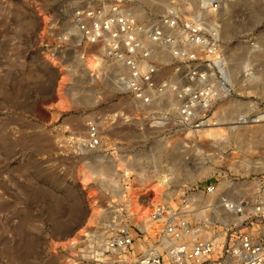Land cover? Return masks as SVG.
<instances>
[{
	"label": "rangeland",
	"instance_id": "obj_1",
	"mask_svg": "<svg viewBox=\"0 0 264 264\" xmlns=\"http://www.w3.org/2000/svg\"><path fill=\"white\" fill-rule=\"evenodd\" d=\"M71 1L0 0V264H80L81 239L73 250L66 244L99 211L96 226L125 184L131 195L156 185L139 209L157 199L188 205L196 217L207 216L204 208L221 194L262 200L264 124L238 125V116L264 108V0H216V12L200 0H131L152 16L173 2L205 9L220 26L233 91L213 109L209 128L171 134L153 129L147 112L116 86V67L84 68L83 54L95 48L61 38ZM95 116L104 149L87 151L78 143ZM210 185L215 195L203 192Z\"/></svg>",
	"mask_w": 264,
	"mask_h": 264
},
{
	"label": "built area",
	"instance_id": "obj_2",
	"mask_svg": "<svg viewBox=\"0 0 264 264\" xmlns=\"http://www.w3.org/2000/svg\"><path fill=\"white\" fill-rule=\"evenodd\" d=\"M200 4L218 10L216 0ZM67 7L61 38L82 50L95 48L105 65L116 67L114 83L147 112L153 129L197 133L214 123L212 111L231 95L233 84L220 26L205 9L187 11L173 2L152 16L131 0H72ZM99 119L88 124L78 143L82 149H104ZM240 122L264 124V108ZM130 189L125 184L113 193L96 226L78 242L80 264H264V197L249 204L221 194L199 217L188 205L162 203L148 226L134 220ZM203 192L215 195L217 186Z\"/></svg>",
	"mask_w": 264,
	"mask_h": 264
},
{
	"label": "bare ground",
	"instance_id": "obj_3",
	"mask_svg": "<svg viewBox=\"0 0 264 264\" xmlns=\"http://www.w3.org/2000/svg\"><path fill=\"white\" fill-rule=\"evenodd\" d=\"M137 13L139 14V12L137 11ZM48 21V19H46V22ZM90 55H92V56H94V57H90L88 60H87V58L90 56ZM86 61H87V65H86ZM101 64H102V58L99 56V55H97V54H94V53H87V54H85V56H84V59H83V66H84V68L86 69V70H88V71H92V70H90V69H93V68H95V67H97L96 68V70L101 66ZM98 65V66H97ZM90 68H88V67ZM63 80H64V78H62V82H63ZM61 82V83H62ZM58 96L60 97V94H58ZM58 104H60V109H62V110H64L65 109V106H64V102H63V100L61 99V97H60V101H59V103ZM248 114V112H245V113H243V114H240L239 116H238V125H241L240 123V117L241 116H245V115H247ZM116 115V114H115ZM111 117H113L114 118V115H111ZM216 125H218V124H216ZM209 128V127H208ZM206 129V128H205ZM204 130V129H203ZM200 131H202V130H200ZM200 131H198V132H200ZM119 172V171H118ZM83 175V179H84V182L85 183H88V182H90L91 181V174H89V173H83L82 174ZM148 180H155V179H148ZM156 180H162L161 178L160 179H156ZM151 191H154V192H156V194L158 193V189L156 188V185L155 186H152L151 184H149V185H146V187H145V191H143V193H139V194H135V195H130V199H129V201H130V203H131V211H132V214H133V216H134V220H136V221H138V222H140V223H145V225H148V226H151L152 225V222H151V216H152V214L154 213V211L157 209V207L159 206V205H161V203L159 204L158 202H156L157 201V199H156V201L154 200V199H150V201H149V204L148 205H150V207H148L147 205V207H145V208H147L146 210H145V208L143 209H139V208H141V206L143 207V205H142V201H141V199H142V197L144 196V195H148ZM164 192H162L161 193V195H160V198H161V196H163L162 194H163ZM158 203V204H157ZM146 204V203H145ZM140 210H145V211H140ZM97 213H99V211H94L93 212V214L91 215V218L89 219V222H88V224L86 225V227L83 229V230H81V231H79L76 235H75V237L73 238V239H71L70 240V242L68 243V244H66V248H70V250H73L71 247L75 244V242L76 241H78V240H80V239H82L83 238V236H85L86 234H87V232L90 230V229H92L93 227H94V225H95V220H96V215H97ZM139 213H143V217H146L144 220H142V221H139L138 219L141 217L140 216V214ZM142 215V214H141ZM138 218V219H137ZM154 225V224H153ZM79 242V241H78ZM138 249L139 250H143L144 249V247H142L141 245H139V247H138ZM72 264H74V261H72Z\"/></svg>",
	"mask_w": 264,
	"mask_h": 264
}]
</instances>
